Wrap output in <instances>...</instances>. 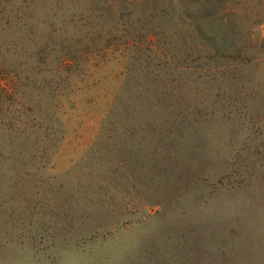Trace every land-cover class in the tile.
<instances>
[{
  "label": "rangeland",
  "instance_id": "obj_1",
  "mask_svg": "<svg viewBox=\"0 0 264 264\" xmlns=\"http://www.w3.org/2000/svg\"><path fill=\"white\" fill-rule=\"evenodd\" d=\"M97 1H4L6 75L24 72L36 126L25 146L0 132V264H264V0H213L224 56L136 13L103 42Z\"/></svg>",
  "mask_w": 264,
  "mask_h": 264
},
{
  "label": "trees",
  "instance_id": "obj_2",
  "mask_svg": "<svg viewBox=\"0 0 264 264\" xmlns=\"http://www.w3.org/2000/svg\"><path fill=\"white\" fill-rule=\"evenodd\" d=\"M4 1L0 0V29H6L8 31L10 28V20L8 18L10 17L9 15L7 17L5 14L6 6ZM212 2L213 0H99L97 4H100L104 19H111L115 24L112 31L105 37L106 39H103V42L108 40L110 36L124 38L129 31L127 29V23L121 20L131 13H136L144 21H159L175 26L178 24V32L190 40L189 46L197 50L206 51L207 54L211 52L210 50H213V55L224 56L226 47H218L217 42L218 40L220 42L225 41L226 34L224 27L226 26V20L223 18V12L226 7H210ZM90 5L93 6V3H90ZM13 16L16 17V15ZM93 16V13L86 15L89 18H93ZM181 23H187L191 27L190 30L184 29L183 31V29H180ZM16 25L17 22H13L12 26H15V29L22 34L25 29ZM113 31L118 33L113 34ZM156 35L157 32L153 27L146 29L145 33H141L142 41H133L131 37H127V39L120 43L119 50L123 52L128 51V48L133 44L136 45L143 41H149ZM209 44L211 47L207 49ZM85 46L88 45L85 44L80 49V52L84 53L85 48H87ZM105 50L108 51L111 49L107 48L106 45H101L96 52H106ZM75 54V52L71 51L64 53L55 65V68L60 71L69 68L74 63ZM3 61L4 57L0 49V132L5 131L4 133H7L10 137L14 136L19 138L21 146H25L33 138V129L36 126V122H33L34 119H28L34 109L31 105H26V103L18 99V96H22L23 91L20 90V87L17 86L14 79L21 77L24 72L16 73L15 78L12 76L8 78L6 75L7 68H5ZM40 70L41 67L31 68L30 72H38ZM45 89L49 91V100L52 98H61L60 91L50 87L48 81H45V85H43L40 93L43 94ZM35 106L38 109L41 107L39 103H35ZM131 112L129 111V113ZM61 115V104L49 103L44 112L46 123H42L41 121L37 123V127L43 126L44 131L48 128L53 130V126L51 124L49 125V122L53 120L60 123L62 119Z\"/></svg>",
  "mask_w": 264,
  "mask_h": 264
}]
</instances>
